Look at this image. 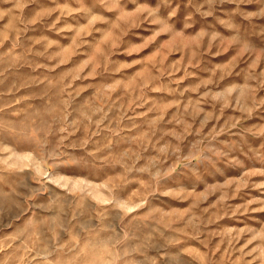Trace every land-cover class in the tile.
<instances>
[{
    "label": "rangeland",
    "instance_id": "rangeland-1",
    "mask_svg": "<svg viewBox=\"0 0 264 264\" xmlns=\"http://www.w3.org/2000/svg\"><path fill=\"white\" fill-rule=\"evenodd\" d=\"M0 264H264V0H0Z\"/></svg>",
    "mask_w": 264,
    "mask_h": 264
}]
</instances>
